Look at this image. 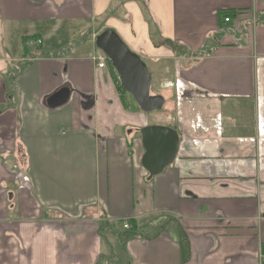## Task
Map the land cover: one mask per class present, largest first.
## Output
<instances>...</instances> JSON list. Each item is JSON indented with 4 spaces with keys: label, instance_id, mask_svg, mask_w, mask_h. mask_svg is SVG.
Returning <instances> with one entry per match:
<instances>
[{
    "label": "crops",
    "instance_id": "0c3cea01",
    "mask_svg": "<svg viewBox=\"0 0 264 264\" xmlns=\"http://www.w3.org/2000/svg\"><path fill=\"white\" fill-rule=\"evenodd\" d=\"M108 29L174 124L97 68ZM152 125L180 146L149 181ZM0 264H264V0H0Z\"/></svg>",
    "mask_w": 264,
    "mask_h": 264
},
{
    "label": "water",
    "instance_id": "95a60500",
    "mask_svg": "<svg viewBox=\"0 0 264 264\" xmlns=\"http://www.w3.org/2000/svg\"><path fill=\"white\" fill-rule=\"evenodd\" d=\"M97 48L109 59L117 72L124 90L132 96L139 109L145 114L160 112L165 106V98L151 95L152 76L141 57L132 52L119 35L108 29L96 38ZM70 99V90L61 88L50 96L47 104L50 108L65 105ZM144 148L141 160L148 173V180L161 175L173 165L180 146V137L176 130L168 126L152 125L140 130Z\"/></svg>",
    "mask_w": 264,
    "mask_h": 264
},
{
    "label": "rangeland",
    "instance_id": "374dc122",
    "mask_svg": "<svg viewBox=\"0 0 264 264\" xmlns=\"http://www.w3.org/2000/svg\"><path fill=\"white\" fill-rule=\"evenodd\" d=\"M207 52V50H206ZM206 52H201V54L204 56L206 54ZM177 55H179V57H183L185 58L184 61L188 62V60L193 57V58H199L198 54H196L195 56H192L191 53H188L186 50H178L177 49ZM198 56V57H197ZM178 57V56H177ZM193 61V59H190ZM161 73L165 74V76L168 78L170 74H172V69L171 68H164L161 67L160 68ZM162 85V83L160 84ZM167 101H170L171 103L168 104V106L166 107L165 111H161V112H155L149 115L150 119L152 120V122H156V123H166V124H174V110H173V105H172V100L168 99ZM115 243L114 240H112L111 245L113 246ZM114 247V246H113ZM114 260V258L110 257V261Z\"/></svg>",
    "mask_w": 264,
    "mask_h": 264
},
{
    "label": "built area",
    "instance_id": "2783aa9c",
    "mask_svg": "<svg viewBox=\"0 0 264 264\" xmlns=\"http://www.w3.org/2000/svg\"><path fill=\"white\" fill-rule=\"evenodd\" d=\"M224 21L226 23H228V22H230V18H225ZM40 45H41V40L37 39V38H31L26 42V46L28 48H31V49H37L40 47ZM96 62H97V68L100 70H103V69L107 68L108 63H109V59L107 58V56L104 53H101V55H99L96 58ZM118 80H120L119 76H118ZM124 229H126V230L131 229V226L128 222L124 223Z\"/></svg>",
    "mask_w": 264,
    "mask_h": 264
},
{
    "label": "trees",
    "instance_id": "16d2710c",
    "mask_svg": "<svg viewBox=\"0 0 264 264\" xmlns=\"http://www.w3.org/2000/svg\"><path fill=\"white\" fill-rule=\"evenodd\" d=\"M234 14H235V13H234L233 11L226 10V11H222V12L220 13V16H221L222 18H230V17H232ZM134 228H135V227L133 226L132 229L128 230V232L134 235V234H135V229H134Z\"/></svg>",
    "mask_w": 264,
    "mask_h": 264
},
{
    "label": "bare ground",
    "instance_id": "6f19581e",
    "mask_svg": "<svg viewBox=\"0 0 264 264\" xmlns=\"http://www.w3.org/2000/svg\"><path fill=\"white\" fill-rule=\"evenodd\" d=\"M132 229V228H131Z\"/></svg>",
    "mask_w": 264,
    "mask_h": 264
}]
</instances>
